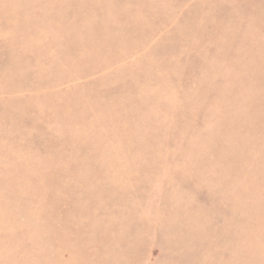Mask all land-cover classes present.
I'll list each match as a JSON object with an SVG mask.
<instances>
[{
    "label": "rangeland",
    "instance_id": "374dc122",
    "mask_svg": "<svg viewBox=\"0 0 264 264\" xmlns=\"http://www.w3.org/2000/svg\"><path fill=\"white\" fill-rule=\"evenodd\" d=\"M0 264H264V0H0Z\"/></svg>",
    "mask_w": 264,
    "mask_h": 264
}]
</instances>
